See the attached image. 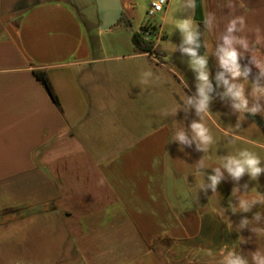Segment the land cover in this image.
<instances>
[{
	"label": "crops",
	"instance_id": "1",
	"mask_svg": "<svg viewBox=\"0 0 264 264\" xmlns=\"http://www.w3.org/2000/svg\"><path fill=\"white\" fill-rule=\"evenodd\" d=\"M26 1L0 0V219L6 212L16 221L62 210L77 224L72 243L82 264H136L162 241L179 251L239 252L241 235L226 218L230 195L220 190L223 183L213 187L209 171L192 176L209 207L197 206L192 180L170 168V126L156 116L183 103L170 84L177 76L162 41L155 45L160 59L137 53L133 44L131 54L110 56L88 31L92 26L101 37L97 14L93 21L79 12L86 6L79 0ZM184 1L204 48L197 57L213 76L207 95L232 97L226 93L228 86L240 88L236 77L210 54L220 60L228 37L238 61L264 56V0H201V22ZM174 2L167 0L163 22ZM133 6L128 2V12ZM126 59L140 62L137 89L130 69L111 64ZM34 71L45 72L58 105Z\"/></svg>",
	"mask_w": 264,
	"mask_h": 264
},
{
	"label": "rangeland",
	"instance_id": "2",
	"mask_svg": "<svg viewBox=\"0 0 264 264\" xmlns=\"http://www.w3.org/2000/svg\"><path fill=\"white\" fill-rule=\"evenodd\" d=\"M5 4L8 0H4ZM76 1V0H70ZM83 8L79 12H86L96 21V7L94 0H79ZM152 0H122L123 15L117 25L108 31H103L101 37L96 39L94 29L88 26V31L95 43H103L110 56H125L132 53L131 35L138 33L139 26L146 21V6ZM174 11L167 22L156 17L153 23L161 26L162 47L166 48L169 56L166 64L175 71L177 81H170L172 88L183 105L169 110L163 109L157 119L167 121L170 126L171 148L168 160L171 170L176 174L192 180L194 190V203L197 206L209 207L201 202V186L192 176L196 173L211 172L217 175L219 169L220 190L229 194L226 203L237 211L226 213V218L232 228L241 235L242 247L239 252L202 251L198 248L188 251H179L171 248V244L162 241L156 245V251L151 258H145L136 264H227L228 259L240 258L245 264H258L264 259V170L255 178L245 171L239 178L233 177L223 166L227 158H240L242 153H248L259 159L258 167L264 169V56L253 58L252 65L255 70V79L251 69L246 75L240 71L236 83L246 100V110L241 111L234 107V99L209 97L205 111L199 112L197 105L200 100L199 74L201 69L194 63V59L184 55V48L190 44L185 43L184 34L177 26L180 22L188 21L184 0H174ZM128 2L133 3V10L128 12ZM26 3H30L27 0ZM4 5V4H3ZM128 14L130 17H128ZM128 19V23H127ZM96 28H99L97 19ZM193 31V27H191ZM139 34V33H138ZM163 39V40H162ZM143 40V39H142ZM154 42V41H151ZM157 59L160 56L155 55ZM159 57V58H158ZM210 57L216 62L212 53ZM113 66L129 70V81L137 89L136 67L140 62L124 60L111 63ZM221 64V63H220ZM119 65V66H118ZM195 65V69L189 67ZM208 74V82L212 75ZM164 74V73H163ZM168 78L171 74L166 73ZM247 76V77H246ZM248 78L251 81L248 80ZM161 94L166 89L162 86ZM167 98L162 97L163 105ZM253 108L255 112L251 111ZM193 122L202 124L207 130L208 141L201 143L192 131ZM183 132L187 142L176 139L178 133ZM206 174V173H205ZM187 181L181 182L183 188ZM244 205V207H242ZM260 207H256L259 206ZM245 207L247 210H245ZM207 210V209H206ZM36 211L33 216L13 221L8 212L0 219V264H82L77 260L73 249L74 233L78 230L77 224L65 218V212Z\"/></svg>",
	"mask_w": 264,
	"mask_h": 264
},
{
	"label": "clouds",
	"instance_id": "3",
	"mask_svg": "<svg viewBox=\"0 0 264 264\" xmlns=\"http://www.w3.org/2000/svg\"><path fill=\"white\" fill-rule=\"evenodd\" d=\"M195 0H190L189 6L191 8L194 7ZM155 7L157 9L160 8V3H156ZM234 24L231 25L228 28L229 32H232L234 30ZM181 32L184 34L185 37V43L192 44L195 41V35L191 29V25L189 21H183L180 22L177 25ZM225 45L226 47H222L220 49L221 55H220V63L221 65L228 69L232 76L235 78L239 76L241 73L239 71V64H238V58L239 54L236 51L235 48L231 47V40L228 37H225ZM185 52L189 53L192 57H194V63L199 66L201 69L199 74V80L201 81V84L199 86V96L200 100L197 105L198 113L205 111L207 108V104L209 101V96L207 95V92L210 90V85L208 83V74L204 70L206 65V60L203 57H197L196 50L194 48H184ZM223 83L225 85H228V81L224 80ZM228 95H231L236 101L234 103V107L237 109H240L241 111L246 110V100L244 99L242 95V91L240 88H237L236 86H228L227 93ZM251 111L255 112L256 109L253 108ZM192 131L195 134V138H198L201 143H207L208 136H207V130L206 128L200 124L193 122L191 125ZM176 139H178L180 142H187L186 137L183 134V132L178 133ZM259 159L249 155L248 153H242L240 158H227L226 163H224V167L228 170V172L235 178H239L245 171L249 172L252 178H255L262 170L260 167H258ZM217 175L209 177L212 181V186L215 187V185L218 183V180L220 178L219 169H216ZM244 207V205H242ZM245 210L246 207H245ZM227 264H245L243 260L240 258L235 259H228ZM258 264H264V259H260L258 261Z\"/></svg>",
	"mask_w": 264,
	"mask_h": 264
},
{
	"label": "trees",
	"instance_id": "4",
	"mask_svg": "<svg viewBox=\"0 0 264 264\" xmlns=\"http://www.w3.org/2000/svg\"><path fill=\"white\" fill-rule=\"evenodd\" d=\"M195 41L193 42V48L196 50L197 56H201L204 53V48L202 46V42H201V38L199 33H197L195 35ZM131 42L135 48V51L137 53H141V54H149V55H158L160 56V51L158 49L157 46H154L153 42H144L140 36V34L134 32L131 35ZM252 61L251 60H242V61H238L239 67L241 69H243V71L245 73H248L251 69L253 70V74L251 76H249L252 80L255 79L256 75H255V70L253 68V65L251 64ZM34 76L36 77V79L43 85V87L45 88V90L47 91V93L49 94L51 100L58 105V100L56 98V96L54 95L53 91H52V87L49 83V80L45 74V72L42 71H34ZM218 188V185H215ZM227 211L228 212H232L234 211L232 209V207L230 206V204L226 203L225 204Z\"/></svg>",
	"mask_w": 264,
	"mask_h": 264
},
{
	"label": "water",
	"instance_id": "5",
	"mask_svg": "<svg viewBox=\"0 0 264 264\" xmlns=\"http://www.w3.org/2000/svg\"><path fill=\"white\" fill-rule=\"evenodd\" d=\"M99 29L106 31L119 23L122 18L123 6L121 0H95ZM194 20L202 21L201 0L194 2Z\"/></svg>",
	"mask_w": 264,
	"mask_h": 264
},
{
	"label": "built area",
	"instance_id": "6",
	"mask_svg": "<svg viewBox=\"0 0 264 264\" xmlns=\"http://www.w3.org/2000/svg\"><path fill=\"white\" fill-rule=\"evenodd\" d=\"M156 3H160L159 9L155 7ZM166 5L167 0H152L149 2L146 9V21L140 25L138 31L144 42L154 41V46L160 42L162 36L161 26L155 25L153 20L163 14Z\"/></svg>",
	"mask_w": 264,
	"mask_h": 264
},
{
	"label": "flooded vegetation",
	"instance_id": "7",
	"mask_svg": "<svg viewBox=\"0 0 264 264\" xmlns=\"http://www.w3.org/2000/svg\"><path fill=\"white\" fill-rule=\"evenodd\" d=\"M122 1V0H121ZM122 15H123V13H122Z\"/></svg>",
	"mask_w": 264,
	"mask_h": 264
}]
</instances>
